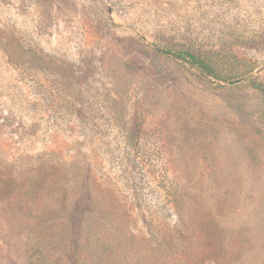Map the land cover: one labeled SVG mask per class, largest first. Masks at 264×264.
<instances>
[{"label": "rangeland", "instance_id": "1", "mask_svg": "<svg viewBox=\"0 0 264 264\" xmlns=\"http://www.w3.org/2000/svg\"><path fill=\"white\" fill-rule=\"evenodd\" d=\"M164 42L229 52L264 84V0H0V264H28L12 217L33 223L36 176L68 244L115 264H264V96ZM22 46L53 59L16 67Z\"/></svg>", "mask_w": 264, "mask_h": 264}, {"label": "trees", "instance_id": "2", "mask_svg": "<svg viewBox=\"0 0 264 264\" xmlns=\"http://www.w3.org/2000/svg\"><path fill=\"white\" fill-rule=\"evenodd\" d=\"M156 50L191 65L206 77L218 82L231 84L247 78L251 86L264 96V84L253 77L256 68L247 62L240 61L229 52L213 49L203 50L181 42H164L157 45ZM6 55L8 62L16 67H23L31 63H49L53 59L51 56L37 53L35 50L25 49L23 46L17 50H13L11 47L7 48ZM132 148L136 149L137 146L133 145ZM38 183L36 176L28 182L26 190L22 193L23 199L29 207V215L34 219L33 223L28 224L12 217L14 223L26 229L28 264H115L111 254L105 253L104 245L99 252V249L92 247L88 241L83 246L76 240L73 244H68L67 240L71 237L73 230L69 228L68 224L62 226L60 211L46 205L40 208L39 202L36 201ZM92 216L89 211H84L81 215L86 223ZM78 230L89 235L91 226L80 225Z\"/></svg>", "mask_w": 264, "mask_h": 264}]
</instances>
